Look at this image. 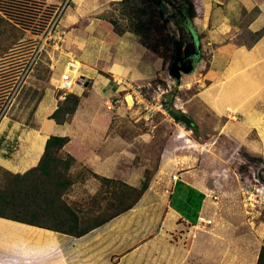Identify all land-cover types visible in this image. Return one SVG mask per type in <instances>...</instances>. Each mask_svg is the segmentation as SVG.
Here are the masks:
<instances>
[{"label":"crops","instance_id":"0c3cea01","mask_svg":"<svg viewBox=\"0 0 264 264\" xmlns=\"http://www.w3.org/2000/svg\"><path fill=\"white\" fill-rule=\"evenodd\" d=\"M78 1L59 28L65 31L63 50L67 56L74 53L88 61L82 63L85 71L80 72L81 81L73 92L89 81L100 94L97 88L101 83L111 84V90L117 92L121 78L138 84L163 78L161 62L151 58L139 37L132 32L118 34L105 17L111 3L120 0ZM204 3L205 14L195 18L194 25L203 49L211 53L210 74L202 73L197 79L201 87L189 101L197 98L203 110L217 119L226 118L217 133L209 134L212 140L207 144L212 147L224 132L238 135L228 131L230 123L239 118L241 127L246 132L256 130L258 142L264 145V34L227 49L236 35L264 29V0ZM201 33L206 36L201 38ZM93 46L98 47V56L90 59ZM217 59L224 63L222 68H214ZM185 76L178 86L189 88L193 82ZM53 91H43L39 115L42 111L48 116L56 109L59 100ZM100 112L87 96L67 122L47 119L46 129L39 122L8 118L0 125V164L14 173H24L39 163L51 135L68 136L64 150L77 159L72 169L77 179L66 194L69 202L82 191L92 196L98 192L100 181L92 172L140 186L138 166L131 162L123 168L127 153L133 156L132 161L136 159L129 146L137 137H123L115 128L109 133L111 123L100 120ZM210 124L216 128L214 122ZM8 130L14 134L10 138H16L10 151ZM220 159L211 150L203 156L173 154L163 159L135 207L82 236L0 217V264H257L264 246V222L255 223L246 215L243 200L238 204L230 199L238 191L237 182L231 173L217 172ZM83 168H88L89 174L82 172Z\"/></svg>","mask_w":264,"mask_h":264},{"label":"rangeland","instance_id":"374dc122","mask_svg":"<svg viewBox=\"0 0 264 264\" xmlns=\"http://www.w3.org/2000/svg\"><path fill=\"white\" fill-rule=\"evenodd\" d=\"M43 1L55 5L56 9L48 28L40 36H35L30 31L19 28L18 25L6 19L2 20L0 17V125H3V123L10 118L15 121H26L29 124L39 122L41 127L46 129L48 127L46 124L48 122L47 119H49V121L54 120L50 118L53 112L48 116L47 113L45 114L42 111L40 112L41 115L38 114V102L43 91L53 89L54 95L58 100H62L61 98L64 96L62 90L58 89L57 83L64 70L63 63L66 62L65 58L68 56L63 50L65 47L63 45L65 38H63L64 41H60V44H57L59 39L57 36L62 37L65 35V31H61L59 28L63 27L62 22L67 17L68 13L74 10V4L79 3V1ZM168 11L169 10L166 8L165 12L168 13ZM117 14L118 12L111 3V10L106 12L105 17L112 19L116 18ZM0 16L3 18L6 17L3 13H1ZM56 22L57 25L50 34L49 32L52 25H55ZM167 26L171 33L175 31L173 26L168 25V23ZM80 28L77 30H80ZM255 36L256 34L240 33L234 37L233 42L228 44L227 49H231L232 46L238 45L244 40H253ZM98 51V47L93 46L91 48L90 59H95L98 56ZM79 58L82 63H88L84 57ZM202 58L205 63L201 60L196 70L190 75L185 76L188 82H193V85L191 87L189 86V88H186L185 85L181 87L178 86L176 79L169 73L172 62L166 65L163 69V78H155V80L151 82L150 89L144 90V92L147 93L146 98H148L150 104L156 108L154 110L145 108L142 104L131 106V104L125 100V93L122 88L119 87V92L117 90V92H114L111 90V84L109 86L102 83L99 84L97 89L100 94L93 91L92 81H89L87 85L85 83L83 86H79V88H76L77 90L75 89L74 92H72L80 95L81 101L83 97L89 96L91 106L100 107L101 115L99 114V119L105 121V123H111V127H107L109 133H114L113 130L115 128L123 137H137L136 140L132 139L129 146L133 155H136V159L132 161L131 158L133 156L127 153V157L123 158L125 162L123 164L124 169L130 167L132 162V165L134 163L135 166H138L137 170L140 172L142 180L146 177L148 172L152 173L151 179H153L160 168L159 166L162 160L173 156V154L182 155V157H185V155L203 156L208 153L209 150L212 152L215 151V153L222 158V160L220 159L218 163H216L218 165L217 172L219 174L225 172L231 173L234 176V181L237 182L238 191L230 199L238 204H241V200H243V207L246 209V215L251 220H255V223L258 221L264 222V202H262L264 197L256 198L257 195H255L254 192V187H264V163L260 162L257 158V155H261L264 158V145L258 142L256 130H249L246 132V130L241 127L240 119L238 118L233 120V124L230 123L231 126L229 125L228 131H235L238 135H230L224 132L221 138H219L216 143H213L211 147L207 144L212 140L209 134L217 133L225 124L226 118L217 119L208 111L203 110L197 98H193V100L189 101L201 87L199 83H196L197 79L201 77L202 73L207 75L209 72L211 53L208 48L205 50L203 49ZM32 60L33 62L30 70L27 72L26 79L14 94L11 103H9L8 96L11 91H13V88H16V80H19L17 78L21 76V73L24 74L27 70H23L24 64H29ZM223 64L224 63H222L220 59H217L214 68H222ZM82 71H85V69L82 68L80 72ZM208 74H210V72ZM173 79L175 82L168 87L167 80L173 81ZM117 85L119 84L117 83ZM117 85L116 88L118 87ZM162 89L165 91L163 94H161ZM172 93H174V96H172ZM117 97L119 101L116 102L115 99H117ZM128 100L131 101L130 97ZM160 102L163 104L162 108H159L158 103ZM166 103L167 106L169 104L168 107H170L172 113H169L167 110L165 106ZM111 104H113L114 107L111 108ZM93 110L95 116H97L96 108ZM176 111L188 113L196 121L195 126L191 129L175 121L174 114ZM213 122L216 128L209 127L211 125L210 123ZM10 134V130H8L6 135L9 136ZM12 135L14 136L12 133L8 138L12 137ZM10 141L11 144L7 151L13 149L12 143H15L16 138H10ZM11 159L16 160L15 157ZM3 169L8 168L0 164V183L4 178L1 172ZM81 171L87 173V170L84 168ZM260 176L263 177V180L259 178ZM235 182H233V184H236ZM242 186H244L243 188H248L250 191L249 198H247L248 195L241 194L240 188ZM80 193L79 197L74 201L76 204H79L82 209L94 213L97 210L102 211L106 209L107 199L103 196L101 190L98 194H94L93 196L87 194L85 191ZM262 193L264 196V189H262ZM257 200H260V203H258ZM238 211L239 209H237V213Z\"/></svg>","mask_w":264,"mask_h":264},{"label":"trees","instance_id":"16d2710c","mask_svg":"<svg viewBox=\"0 0 264 264\" xmlns=\"http://www.w3.org/2000/svg\"><path fill=\"white\" fill-rule=\"evenodd\" d=\"M186 1L191 18L204 16V0ZM112 6L118 14L110 21L118 34L135 33L151 51V58L160 61L163 69L174 60L175 49L167 26L168 19L164 17L166 7L162 0H120L114 1ZM55 9V5L43 0H0V14L6 16H0L2 20L6 19L35 36L46 31ZM255 34L256 40L264 34V29ZM205 36V33L200 34L201 38ZM80 102V95L68 93L65 99L58 101L50 118L57 124L67 122ZM165 106L172 113L167 103ZM69 140L68 136L51 135L36 166L24 173H14L8 169L1 171L4 178L0 183V217L82 236L137 205L149 187L151 172L147 173L140 186L92 172L101 183L96 194L101 190L107 199L105 210L94 213L82 209L75 201L68 202L65 196L77 179L72 172L77 159L64 150ZM257 158L264 163L261 155H257ZM259 178L263 180L262 176ZM257 264H264V246Z\"/></svg>","mask_w":264,"mask_h":264},{"label":"water","instance_id":"95a60500","mask_svg":"<svg viewBox=\"0 0 264 264\" xmlns=\"http://www.w3.org/2000/svg\"><path fill=\"white\" fill-rule=\"evenodd\" d=\"M162 2L169 10L168 13H164V17L168 19V25L175 28V31L171 33L175 57L170 65L169 73L180 84L184 75H190L196 70L203 56V45L194 25V19L189 15L187 1L162 0ZM174 120L191 129L196 124V121L184 111H176Z\"/></svg>","mask_w":264,"mask_h":264},{"label":"built area","instance_id":"2783aa9c","mask_svg":"<svg viewBox=\"0 0 264 264\" xmlns=\"http://www.w3.org/2000/svg\"><path fill=\"white\" fill-rule=\"evenodd\" d=\"M56 25H57V22L55 25L54 24L52 25V28L49 32L50 34L52 33V30L54 29V27ZM57 37H59L57 44H60V41L61 42L64 41L63 36L62 37L57 36ZM32 62H33V60L30 61L29 64H27V63L24 64L23 70H25V69H27V70L24 74L21 73V76H19V78H17L19 80H16V82H17V85L15 84L16 88L14 87L15 89L13 88V91H11V93L8 96L9 103H11V100L14 98V94L18 91V89L21 87L22 83L26 79L27 72L30 70ZM81 68H82L81 60L75 54L69 53L68 54V60L66 61V65L64 67V70L60 76L58 83H57L58 89L62 90V92L64 94V96H62V98H65L68 93L72 92L74 87L78 84V82L81 81V78H80ZM173 82H175L174 79H173L172 83ZM117 83L122 88V90L125 92V96H124L125 100L128 103H130L131 106H134L136 104H138V105L142 104L145 106V108H151V110L156 109L154 106H152L150 104V100L148 98H146L147 93L144 92V90L150 89L151 83L138 84L130 78L118 79ZM172 83L168 82V87H170ZM159 89H161V88H159ZM164 92H165L164 89H162L161 94H163ZM129 97L131 99V102L128 100ZM158 105H159V108L163 107V104L161 102L158 103ZM174 178H176V177H174ZM262 189H264V187H254L255 195H257L256 198H263L264 197L263 193H262ZM243 190H244V194L248 195L247 198H249L250 191L248 190V188H243ZM262 202H264V200H262ZM258 203H260V200L258 201Z\"/></svg>","mask_w":264,"mask_h":264},{"label":"bare ground","instance_id":"6f19581e","mask_svg":"<svg viewBox=\"0 0 264 264\" xmlns=\"http://www.w3.org/2000/svg\"><path fill=\"white\" fill-rule=\"evenodd\" d=\"M130 101V100H129ZM131 102V101H130Z\"/></svg>","mask_w":264,"mask_h":264},{"label":"flooded vegetation","instance_id":"af4514ba","mask_svg":"<svg viewBox=\"0 0 264 264\" xmlns=\"http://www.w3.org/2000/svg\"><path fill=\"white\" fill-rule=\"evenodd\" d=\"M167 8V7H166Z\"/></svg>","mask_w":264,"mask_h":264}]
</instances>
